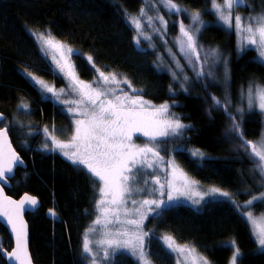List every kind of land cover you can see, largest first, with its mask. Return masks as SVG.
I'll return each mask as SVG.
<instances>
[{
    "label": "trees",
    "instance_id": "16d2710c",
    "mask_svg": "<svg viewBox=\"0 0 264 264\" xmlns=\"http://www.w3.org/2000/svg\"><path fill=\"white\" fill-rule=\"evenodd\" d=\"M174 2L187 11L202 13L210 23L201 33V40L206 47H219L228 56V88L202 82L194 74L192 86L181 90L171 74L159 68V49H141L137 45L131 19L141 13L146 0H0V111L6 115L0 126L8 129L13 145L27 163L26 168H17L6 191L14 198L30 193L42 202L38 211L26 214L36 264H90L83 243L98 217L96 204L102 182L52 150L44 129L58 140L69 141L74 123L64 107L37 91L29 78L30 73L56 86L65 85L63 76L43 54L33 31L48 30L74 47L75 62L84 80L94 81L99 67L127 78L153 105H170L182 123L191 127L184 129L182 136L159 140V152L174 156L201 185L224 190L239 204L264 191L256 163L230 131L232 121L228 114L240 122L246 140L260 138L264 116L258 110L247 109L245 92L250 84H264V63L252 47L239 52L236 32L216 23L212 0ZM260 13H264V0H247L233 14L250 17ZM174 27L176 33L179 25ZM89 56L91 62L87 60ZM225 88L231 100L227 112L215 106L209 96L211 93L223 100ZM24 104L27 108L21 106ZM236 108L245 109L242 118ZM196 149L206 157L193 156ZM234 202L213 197L197 207L175 203L162 208L159 215L148 217L146 248L151 262L177 264L175 255L161 240L169 235L195 248L211 264H231L235 247L241 253L237 264H264V250ZM255 209L257 214L264 212V201L257 203ZM0 239L3 249H12L13 241L1 223ZM0 264H7L2 255ZM108 264L142 263L130 252L120 251Z\"/></svg>",
    "mask_w": 264,
    "mask_h": 264
},
{
    "label": "snow or ice",
    "instance_id": "6c2138e0",
    "mask_svg": "<svg viewBox=\"0 0 264 264\" xmlns=\"http://www.w3.org/2000/svg\"><path fill=\"white\" fill-rule=\"evenodd\" d=\"M241 3V0H223V3H218L217 0H212V8L218 14L219 20L229 28H235L242 36L247 35V46L254 48L258 52V58L264 61V13L258 16L242 18L239 15H233V9L236 5ZM164 4L170 11L180 13L181 7L174 2V0H164ZM183 11H187L183 9ZM141 15H144V10L141 9ZM166 26L167 21L162 17H157ZM192 25H197L192 28L186 26L183 21H180L179 30L185 38L183 46L186 50L195 56L199 61L201 59L199 45L197 44L196 34L200 32V26L204 24L201 20L198 11L190 14ZM151 22V18H148ZM131 23L137 30H141L143 25L140 19L133 17ZM49 33V37H50ZM144 35L142 31H138L136 43L139 44V36ZM41 41L51 47L63 49V45L53 44L51 39H45L43 34L40 35ZM145 39L150 37L145 36ZM182 46V50H183ZM68 53H73V50L66 49ZM239 51H244V46L239 48ZM205 56L212 60V65H223V79L227 83L229 79V70L227 67V60L222 59L219 49H209ZM89 62L92 57H87ZM210 66L207 71L204 70L203 65H200V70L197 73V79L208 80L210 83H215L216 77ZM61 72H66L75 89L79 90L81 102L86 106L81 108L79 104L75 110L69 108V112L78 114L81 119L74 121V134L69 142H63L56 138L55 135L49 132L47 128L44 129L47 133V138L51 140L54 145L53 151L60 150L62 154L67 157L72 163L82 166L91 176L102 182L103 187L99 189V200L96 207L100 215L94 221L95 225H103L105 228L113 222L121 225L130 226V229H120L115 232L106 231L103 233L101 240L97 241L103 249V258L111 261L116 253L120 250H127L143 264H151L148 258L145 247V237L149 234L143 231L144 221L148 219L149 213L156 212L162 206L167 208L170 202L178 200L181 196L192 195V186L196 181L189 180L187 175L179 169L174 161H170L171 165V180L165 179L161 182V177L156 175L153 180L143 179L142 183L148 185L152 183L158 185L156 188L148 190V194L152 192H159L161 197L165 194V188H168L167 200L164 199H143L141 201L132 200L133 204H139L130 213L125 205L128 202V197L133 192H145L143 187H133L138 183V178L142 170L154 169L156 161H162L163 157L157 146L152 143L160 137L182 136L183 130L190 128L181 122L178 117H173L170 113V105L162 104L160 106L153 105L150 101L143 99L140 96L133 97L123 89L107 88L99 89L93 88L91 84H87L80 80L74 72L71 64L64 63L62 66L58 65ZM93 67L95 65L93 64ZM99 79L103 81L104 85L109 83L127 84L133 93L137 90L132 88L131 82L124 78L122 81L117 79L115 73L105 75L104 72L99 71ZM33 86L37 91L43 93H50L52 97L59 99L60 92L52 86H49L45 81L28 74ZM187 77L184 80L187 81ZM205 89L207 85L205 84ZM183 87V86H182ZM187 91V89H184ZM118 91L120 94H118ZM213 104L222 108L225 112L231 104V100L225 88V96L223 100L209 93ZM247 108L251 111L254 107H258L259 112L264 116V84H250L247 92ZM51 98V97H49ZM27 108V105H21ZM236 112L241 114L245 111L244 108H236ZM229 114L232 120L231 133L237 137L240 146L250 159L256 163V171L259 173L261 180L264 181V131L261 132L260 138L256 141L246 140L244 133L240 127V122L235 117ZM3 114L0 113V118ZM141 133L148 138V143L143 147L133 143V134ZM47 149V143L44 145ZM193 156L202 157L203 153L198 149L193 150ZM23 164L21 157L12 149L8 140V130L0 128V185L7 186V180L13 174L14 166ZM212 193H218L222 196H229L227 192H221L219 189H211ZM197 196L203 199V196L197 192ZM257 200L264 201V193L261 196H253L251 200L247 201L248 205H253ZM199 203V200L194 201ZM38 204L35 197L27 194L19 200H13L3 194V187H0V220L10 226V231L14 234L15 248L11 252H6L3 249V242L0 241V255H3L8 264H32L30 254L27 247V231L26 224L22 217V212L25 206L34 207ZM50 214L55 216L54 210H50ZM128 216L134 214L137 219L120 220V215ZM247 218L253 223L256 231L255 238L261 249H264V216L259 220L254 218L251 211L244 213ZM159 215V212H157ZM95 227H90L88 233L96 232ZM88 233L85 234L83 243V252L92 258V264H98L94 249L91 246L92 241L88 238ZM167 247L173 251L184 252L188 249L180 248L175 244V241L170 236L164 237ZM235 242H233L234 244ZM241 255L238 247L234 248L231 257V264H237L238 257ZM203 264H209L207 260Z\"/></svg>",
    "mask_w": 264,
    "mask_h": 264
},
{
    "label": "rangeland",
    "instance_id": "374dc122",
    "mask_svg": "<svg viewBox=\"0 0 264 264\" xmlns=\"http://www.w3.org/2000/svg\"><path fill=\"white\" fill-rule=\"evenodd\" d=\"M217 2L223 3V0H217ZM246 2H247V0H241V3H239L238 5H236L234 7L233 13H234V10L236 7L246 4ZM145 5L146 6L143 9L144 15H141V13H140L137 16V18L140 19V22L143 25L141 30L136 29L137 35H138V31H142L144 34V35L139 36L140 42L137 45L141 49H152V50L159 49L157 51L159 54V68L161 70L167 71L171 74L173 81L175 82V85H177L179 87V89L184 90L187 87H191L193 82H194L193 77L195 78L194 74L198 73V71L200 70L201 64L203 65V68L205 71H207V69L210 66H213L212 60L205 56V53L209 49H213V48L206 47V45H204V43L202 42L201 36H200L201 33L203 32L204 28L207 27L210 23L208 21H206L203 18L202 13L199 12L200 16H201V20L204 22V24L202 26H200V32L196 34V40H197V44L200 46L199 51H200V56H201V59L199 61H197L195 59V56L190 54L186 50V46H183V41L185 38L180 33L179 27L177 28V31L175 30L176 33H173V28H172L176 24L179 25L180 21H183L186 26H190L192 28L196 27L197 25H192L191 20L189 18L190 14L193 12H196V11H192V10L183 11L184 8L181 7L182 11L180 13H178V16H175L173 14L174 11L172 12L166 7V5L164 4V0H146ZM211 10L216 15V18H217L216 23L217 24H219L220 26H222L226 30L236 32V34L238 36V49L243 44L244 50H245L248 47L247 46V35L244 34L242 36L239 32H237L235 30L234 27L229 28L228 26H226L224 23H222L219 20L218 14L213 10L212 7H211ZM239 16H241L242 18H248L242 14H240ZM149 17L151 18V22H149V20H148ZM157 17H162L163 20H166L167 25L165 26L162 23V21L160 19H158ZM250 17H254V15L253 16L251 15ZM49 33L51 34V32L48 30L47 31H43V30L33 31V34H34L35 38L37 39V41L39 42V45L41 47L43 54H45L46 56H48L50 58L51 62L54 65V68L63 76V78L65 80V85L59 87V86H56V85H54V84H52L46 80L41 79V80L45 81L49 86L54 87L57 92H60V90L63 89V92L60 93L58 100L55 97H52V95L50 93H44V95H45V97H51L58 104H61L64 107L65 111L69 115H71L73 123L76 119H81L82 117H80L78 114H74V112H69L68 109L72 108L73 110H75L77 107V104H79L81 108H84L86 106V104L81 102V96L79 94V90L74 88L72 81L69 79L66 72H61L59 70L58 65L62 66L66 62L72 65L75 74L77 75V77L80 80H82L83 82H85L87 84H91L93 88H99V89L117 88L118 90L123 89V92H126L133 97L140 96L143 98V96H141L138 92L133 93L127 84L120 83L117 86L116 84L109 83L107 85H104L103 81H101L99 79V72L97 73V78L94 81L84 80L80 76L77 64L75 62L74 56L77 53V50L74 47H72L71 45H69L68 43H66L65 41L56 38L52 34L49 37ZM41 34H43L45 39H51L53 44L63 45L64 48L59 49V48L51 47L49 45L44 44L40 39ZM145 36L150 37V39H145ZM182 46H183V50H182ZM68 48L72 49L73 53H71V54L68 53L66 51V49H68ZM215 49H219L221 58L227 60V67L229 70V79H228L227 83L224 81V79L222 78L223 77V65L222 64H216L213 66V70H214L215 77H216V81L213 84H220L223 87V89H224V86L228 88L230 85V78H231L230 77L229 58L227 55L222 53V51L220 50L219 47H216ZM239 52L242 53L241 51H239ZM262 62L264 63V61H262ZM97 69H99V71L104 72L105 75L111 74V73H109V72H107V71H105L99 67H97ZM116 76H117L118 80L122 81L124 79V77L119 76L117 74H116ZM185 76L188 78L187 81L184 80ZM195 80H196V78H195ZM204 81H206L207 83H210L206 79ZM131 86H132V84H131ZM132 88H133V86H132ZM173 90H175V89H173ZM246 92H247V90H246ZM246 92H245V101L247 104ZM118 94H120L119 91H118ZM254 109L259 111L258 107H254L252 110H254ZM169 111L173 115V117H178L180 119V117L176 114L175 111H172L170 108H169ZM181 122H182V120H181ZM263 131H264V129H263ZM162 139H164V137L157 138L156 141L152 142L157 146L158 151H159V148H158L157 143L159 140H162ZM69 141H63V142H69ZM133 143L143 147L146 143H148V138L144 137L141 133H134L133 134ZM53 148H54V145H53ZM56 151L62 154V152L60 150H56ZM200 152H202V151H200ZM160 156L163 157V160L162 161H156L154 169L142 170L141 175L138 178L139 182L133 185L134 188L135 187H143L146 189V191L140 192V193L133 192L132 195L128 197V202L125 205V207L130 213H134V210L139 206V204H133L132 200H136V201H141L143 199H158V200L164 199V200H167V193H168L167 187L165 188V194L163 197H161L159 195V192H152V194L149 195L148 190H150L152 188H156V187H158V185H154L152 183H149L148 185H144L142 183V180L148 179L149 181H151L154 179V177L156 175L161 177V182H165V179L171 180L172 177H171L170 161H174L175 164L179 167V169H181L187 175L189 180L196 181L197 183L192 186L191 198H189V196H187V195L181 196L178 200L170 202L168 205L175 204V203H185V204L197 207L204 200H206L208 198H213V197H224V198H228L232 202H234V200L232 199L230 194H229V196L226 197V196L219 195L218 193H212L211 189H214V188L219 189V188L214 187V186H203L196 179L189 176V174L177 163L174 156H163V155H161V153H160ZM205 157H206V154L203 153V156L198 157V159L199 158L203 159ZM102 187H103V184H102ZM219 190L221 192H226V191L221 190V189H219ZM197 192H199L203 196V199H201L200 196L196 195ZM261 193H264V191H262ZM261 193L255 195V196L259 197V196H261ZM99 198H100V196H99ZM251 199L252 198H250L249 200H251ZM196 200H199V203H194V201H196ZM260 202H261V200H257L253 203V205H248L247 201L244 204L236 203V201L234 202L236 204V207L243 214L244 218L249 222L254 237H255L256 229H255L253 223L247 218V216L244 213H246L247 211H251L253 213L254 218L259 220V218L261 216H264V212L257 214L256 209H255V205L257 203H260ZM162 208H164V207L162 206ZM162 208L157 210L156 212L149 213L148 217L156 215L157 212H160V210H162ZM99 215H100V212L98 211V216ZM137 218L138 217L135 216L134 214L128 215L127 217L122 214L119 217L120 220L137 219ZM146 221L147 220L144 221V225H143V231H145V232H146V230H145ZM91 227H95L97 229L96 232L88 233V231H87V233H88L89 240L92 241L91 246L94 249V254L96 255V259L98 261V264H108L110 261L105 260L103 258L102 246L99 245L97 243V241L102 239L103 233L106 231L115 232V231L120 230V229H130V226L121 225L119 223L113 222V223L109 224L107 226V228H105L103 225H95L94 223L92 224ZM166 236H169V235L162 236L161 240L164 243V245L166 246V249H168L169 251H171L175 255V257L177 259V264H203V261L207 260L195 248L179 243L172 236H170V237H172V239L175 241V244L178 247L186 248L188 250L184 251V252H180V251H173V250L169 249L167 247L166 241L164 240V237H166ZM146 237H145L144 251L146 252V254L148 256V252H147V248H146ZM262 250H264V249H262ZM120 251H127V250H120ZM120 251H118V252H120ZM89 259H90V264H92V258L89 257ZM141 263L143 264L142 261H141ZM151 264H153V262H151ZM209 264H211V263L209 262Z\"/></svg>",
    "mask_w": 264,
    "mask_h": 264
},
{
    "label": "water",
    "instance_id": "95a60500",
    "mask_svg": "<svg viewBox=\"0 0 264 264\" xmlns=\"http://www.w3.org/2000/svg\"><path fill=\"white\" fill-rule=\"evenodd\" d=\"M0 113H2V112L0 111ZM2 114H3V116H2V118H0V124H1L2 121H4L6 119V115L4 113H2ZM2 128H5V127H2ZM5 129H7V128H5ZM8 140H9V142L11 144L12 149L21 157V155L19 154V152L16 150L15 146L12 143V140H11V137L9 135V132H8ZM21 159L23 160V164L18 165V166H14L13 174L9 177V179L6 182L7 183V186L0 185V187H3V194L6 195V196H8V197H10L13 200L19 201V200H21L24 197L25 194H27L29 196L35 197L37 199V201H38V204L36 206H34V207H30V206L26 205L25 206V210L22 212V217H23V220H24V222L26 224L28 252L30 254V257H31V260H32V264H36L35 261H34L32 252H31L30 226H29V222L27 220L26 214L27 213H35L36 211H38L41 208V206H42V202H41V200L37 196H35L33 194H30V193H25L20 198H14L13 196L9 195L7 193V191H6V188L11 187V179H13L15 177L17 168H19V167L26 168L27 167L26 161L22 157H21ZM0 223L7 229L8 233H9V235H10L12 241H13V247H12V249H10V250L4 249V250L6 252H11L15 248L14 234L10 231V226L7 225L6 223H4L3 220H0ZM2 257L5 259V257L3 255H2ZM5 261H6V259H5ZM7 264H8V262H7Z\"/></svg>",
    "mask_w": 264,
    "mask_h": 264
},
{
    "label": "flooded vegetation",
    "instance_id": "af4514ba",
    "mask_svg": "<svg viewBox=\"0 0 264 264\" xmlns=\"http://www.w3.org/2000/svg\"><path fill=\"white\" fill-rule=\"evenodd\" d=\"M0 128H2V127L0 126Z\"/></svg>",
    "mask_w": 264,
    "mask_h": 264
}]
</instances>
